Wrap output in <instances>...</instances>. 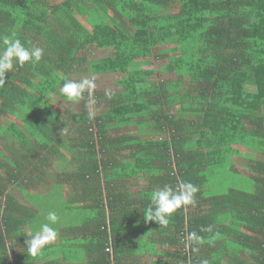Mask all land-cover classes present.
<instances>
[{
    "label": "trees",
    "instance_id": "obj_1",
    "mask_svg": "<svg viewBox=\"0 0 264 264\" xmlns=\"http://www.w3.org/2000/svg\"><path fill=\"white\" fill-rule=\"evenodd\" d=\"M5 38L44 54L0 86V264H264V0H0V53ZM94 50L109 54L88 61ZM169 54L161 73L146 68ZM113 74L120 92L86 91L78 113L60 92ZM59 160L57 238L33 256L26 241L50 210L33 191ZM226 160L247 190L214 188ZM142 176L154 188L136 206L128 182ZM181 181L203 213L186 227L176 210L173 249L158 251L152 193Z\"/></svg>",
    "mask_w": 264,
    "mask_h": 264
},
{
    "label": "clouds",
    "instance_id": "obj_2",
    "mask_svg": "<svg viewBox=\"0 0 264 264\" xmlns=\"http://www.w3.org/2000/svg\"><path fill=\"white\" fill-rule=\"evenodd\" d=\"M6 46L2 53H0V86L5 84V75L13 69L14 62L23 66L25 63H38L44 54V49L40 47L27 48L21 40L8 39L3 40ZM95 80L84 78L79 81L69 80L65 82L60 88V92L69 100L76 101L84 98V93L87 91L89 96L95 90ZM107 95V93H106ZM91 116V112H89ZM199 188L190 182L181 181L176 189L165 186L162 189L156 190L152 193L151 203L147 210L146 221H153L159 226L167 227L170 217L176 210L182 206L192 204L194 202L195 194ZM49 223L41 225L40 231L27 239L28 251L35 256L47 244L52 243L57 238V230L51 225L59 221V217L54 211H50L46 217ZM210 230V229H209ZM189 240H199L195 232L189 233ZM206 264V262H205Z\"/></svg>",
    "mask_w": 264,
    "mask_h": 264
},
{
    "label": "rangeland",
    "instance_id": "obj_3",
    "mask_svg": "<svg viewBox=\"0 0 264 264\" xmlns=\"http://www.w3.org/2000/svg\"><path fill=\"white\" fill-rule=\"evenodd\" d=\"M56 2H61L63 0H55ZM83 24L88 28V26L84 23V21H82ZM169 47V46H168ZM109 54L108 52H101V51H96L94 50L89 51L87 54V59L88 61H91L93 59H98L100 57L106 56ZM173 54H169L168 57L163 58V59H152V63L146 67V68H151L156 70L157 72L161 73L163 70L164 65L167 63V59L169 57H171ZM176 55V54H175ZM173 57V56H172ZM76 78V77H75ZM81 78V77H80ZM119 75L113 74V75H108V76H94V80H95V92L99 93V94H113V93H117L120 92V88L117 87L116 85V81L119 79ZM164 78H174V75H166ZM75 81L77 79H74ZM61 105H59V107L61 109H65L68 105L64 104V103H60ZM81 102L80 101H76L75 104H71V110H73L74 112L78 113L81 109ZM58 107V108H59ZM102 111L101 109H95V114L99 113ZM131 130V129H130ZM132 131V130H131ZM9 144L6 141L0 140V149L2 150V152L4 151L5 155H8V152L6 151L5 147L8 146ZM252 158V155H250ZM255 157V155H253V158ZM252 158V159H253ZM260 159H262V157H260ZM264 159V158H263ZM57 163H54L52 165V168L47 170V173L50 177L45 176L43 178H40L38 180L39 183V187L36 188L33 193L40 195L41 198H39L41 203H44L43 205H49L50 206V210L49 211H42V210H38L39 211V215L42 216L41 217V221L42 223L46 222L47 219V214L50 211H54L56 212L57 215L58 211L56 210V206L59 203L58 200L59 198V194H60V190L59 188H55V189H51L52 184L55 183V181L53 180V178L56 177V173L60 172L62 170L66 169L65 164L59 160L56 161ZM235 162L237 163V168H238V172H244L245 168L243 167L246 166V163L243 162L242 160L239 159H235ZM234 163V162H233ZM235 167V163L233 164ZM232 166V164L229 162V160H226L225 163L221 164L220 169L218 171H215V175L211 176V182H216L215 184V189H219L220 192H224L226 191V189L228 187L234 188V189H243V190H247L250 187V184L246 181L245 174H237L236 171L230 170V167ZM73 167L69 166L67 168V170H72ZM2 171V169L0 168V172ZM39 175V174H37ZM145 181V180H144ZM219 185V187H218ZM15 195L16 198L19 200H22L21 196L19 195V192L16 190L15 191ZM65 197L68 196V194L65 192ZM29 207V206H28ZM32 208V207H29ZM46 217H43V216ZM63 215H61V217H63ZM72 219H75V214L72 215ZM48 222V221H47ZM41 227H39L40 229Z\"/></svg>",
    "mask_w": 264,
    "mask_h": 264
},
{
    "label": "crops",
    "instance_id": "obj_4",
    "mask_svg": "<svg viewBox=\"0 0 264 264\" xmlns=\"http://www.w3.org/2000/svg\"><path fill=\"white\" fill-rule=\"evenodd\" d=\"M235 159L242 160L241 158H238V157L234 158L233 157V161ZM234 163H236V162H234ZM131 181H132L131 183L128 182V194L131 197L134 196V195H137V197L134 200H137L136 206H139L138 205V201H140V199H142V196H143V194L140 196V194L142 193L140 191L141 190H144V192L152 191L151 189L154 188V187L151 186V184H150L151 183L150 178L147 177V176H145V177L142 176L139 179L137 177V180H131ZM213 207L214 206H212V208ZM214 208H216V207H214ZM214 210L215 209H213V211ZM185 212L187 213L186 216H189L188 217V221L186 220V222H187V226L186 227H189L190 226L189 225L190 224L189 218L195 217V216L199 215V213H203V212L200 211V207L198 205L196 207V204L195 205L194 204L193 205L192 204L186 205L185 206ZM243 228H244L243 225H240V230L242 232L246 233L247 231L245 229H243ZM171 232H172V230L169 227H167V228L164 227V229L161 230V234H162L161 237H162V239L160 238L158 240L157 239L155 240L156 242H159L158 247H157L156 250H158V251L171 252V249H173V248L171 246H169V244L167 243V241H169ZM132 235H135L138 238L141 237L140 234H138V233L137 234H132ZM154 238H156V237H154ZM218 251L219 250L212 248L211 253H212L213 256L214 255H219L218 254ZM240 253H242V252H240ZM149 257L150 256L147 255V254L144 255V256H142V259L145 261L144 264H148L149 263ZM221 264H227V263H221Z\"/></svg>",
    "mask_w": 264,
    "mask_h": 264
},
{
    "label": "built area",
    "instance_id": "obj_5",
    "mask_svg": "<svg viewBox=\"0 0 264 264\" xmlns=\"http://www.w3.org/2000/svg\"><path fill=\"white\" fill-rule=\"evenodd\" d=\"M180 240L182 243H185V242H187V237L181 236Z\"/></svg>",
    "mask_w": 264,
    "mask_h": 264
}]
</instances>
